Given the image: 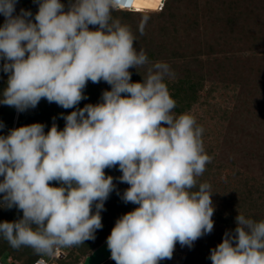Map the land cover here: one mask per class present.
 <instances>
[{
    "label": "clouds",
    "instance_id": "9594fccd",
    "mask_svg": "<svg viewBox=\"0 0 264 264\" xmlns=\"http://www.w3.org/2000/svg\"><path fill=\"white\" fill-rule=\"evenodd\" d=\"M17 2L0 0V68L8 74L0 104L24 112L46 99L76 110L61 114L62 130L53 123L46 133L44 124L32 123L0 135V207L23 212L0 222V238L47 256L94 240L115 189L105 169L117 166L119 181L129 185L121 198L137 207L107 237L115 264H160L172 259L177 243L191 248L210 234L211 186L194 190L212 159L203 127L174 113L166 85L174 73L166 62L148 67L142 82L131 81L129 69L149 64L148 56L113 12L131 9L133 0H70L67 11L61 0H34V20L30 10L14 15ZM148 19L142 16L141 35ZM89 81L111 90L77 108ZM236 225L211 250L212 264H264V220L238 214Z\"/></svg>",
    "mask_w": 264,
    "mask_h": 264
},
{
    "label": "rangeland",
    "instance_id": "374dc122",
    "mask_svg": "<svg viewBox=\"0 0 264 264\" xmlns=\"http://www.w3.org/2000/svg\"><path fill=\"white\" fill-rule=\"evenodd\" d=\"M156 2L136 0L147 12L113 17L130 27L136 49L148 52L149 64L140 67L142 80L157 61L169 64L174 73L167 85L187 72L203 78L198 100L180 112L173 110L194 116L204 129L203 145L212 159L197 183L210 184L213 205L221 194L229 197L232 186L264 188V0H168V17L154 10ZM17 11L16 6L14 15ZM144 15L149 19L141 35ZM0 19L5 21L2 14ZM245 181L250 184L241 186ZM261 208L258 218H264ZM223 238L214 222L213 231L191 248L177 243L169 264H211V250ZM59 250L63 255L70 248ZM24 258L7 257L5 264H22Z\"/></svg>",
    "mask_w": 264,
    "mask_h": 264
},
{
    "label": "trees",
    "instance_id": "16d2710c",
    "mask_svg": "<svg viewBox=\"0 0 264 264\" xmlns=\"http://www.w3.org/2000/svg\"><path fill=\"white\" fill-rule=\"evenodd\" d=\"M61 3L65 5V10L68 9L70 0H61ZM16 6L18 11L16 15L20 13L21 9L30 10L33 14L32 19L38 11V3L34 0H18ZM170 6L168 0L164 1V5L161 10L157 11L159 14L170 16ZM133 13H144L143 11H116L113 14H130ZM4 23L0 19V26ZM148 53V52H147ZM146 53V54H147ZM3 61H0V66H2ZM131 81L140 82L142 81V70L138 68H130ZM8 74L2 71L0 68V99H2V93L7 87ZM97 84V83H96ZM89 81L86 88L84 89V95L86 99L80 101L76 106L77 108H83L86 104H96L100 102L103 91L111 90V86L107 85L104 89L100 88L99 84ZM167 85V84H166ZM167 88L170 92L171 97L176 101L175 111H182L185 108L191 106L200 97V91L204 88L203 78L199 75L190 76L187 72L182 78H177L170 80ZM76 110L75 108L64 109L57 105L56 103H49L46 99H41L39 104L35 108L27 109L24 112L17 111L14 107H9L7 105L0 104V123L4 125L0 129V135H7L9 131L13 128H18L20 126L29 125L32 123H42L45 125V132L51 128L53 123H56L59 129H63L65 125V120L62 115H68L70 112ZM199 125V124H198ZM210 150V149H209ZM106 175H111L114 180L115 189L110 194L109 198L105 201L104 210L101 212L102 217V229H98L95 233L94 240L85 241L83 245L78 247H73L68 250L63 255H56L51 259L46 258L45 255L36 254L31 248L22 247L19 250L12 249L7 241L0 238V264H5L7 257H12V259H19L25 256L22 260V264H32L39 257H43L47 260V264H78L81 262V258H84L89 254L96 246H98L106 237L111 233L115 222L122 215L129 211L134 210L137 205L132 203H125L122 200V195L124 190H126L129 185L119 181L118 177L122 175L119 171L118 166L114 168L105 169ZM3 178L0 177V180ZM248 182H242L241 186L249 185ZM53 186H59L58 183L53 182ZM199 183H197L198 190ZM246 188H248L246 190ZM250 189V190H249ZM252 189L253 192L251 191ZM229 197L221 194L218 203L214 205L215 211L212 217L213 221L217 223L220 231L225 235L226 232L234 234L236 228V217L238 214H243L245 217L253 219L254 221H261L264 218H258L257 214L260 212L261 206H264V188H256L253 186H248L242 189L239 185L232 186ZM2 195V194H0ZM93 212L95 208L93 207ZM22 210H18L16 207L11 209L6 207H0V222L3 221H15L22 218ZM105 264H115V261L109 259ZM160 264H169V260H163ZM212 264V262H211Z\"/></svg>",
    "mask_w": 264,
    "mask_h": 264
},
{
    "label": "water",
    "instance_id": "95a60500",
    "mask_svg": "<svg viewBox=\"0 0 264 264\" xmlns=\"http://www.w3.org/2000/svg\"><path fill=\"white\" fill-rule=\"evenodd\" d=\"M106 241L107 237L78 264H105L107 260L111 259V253Z\"/></svg>",
    "mask_w": 264,
    "mask_h": 264
},
{
    "label": "built area",
    "instance_id": "2783aa9c",
    "mask_svg": "<svg viewBox=\"0 0 264 264\" xmlns=\"http://www.w3.org/2000/svg\"><path fill=\"white\" fill-rule=\"evenodd\" d=\"M164 1L165 0H157L156 4H155V7H154V10L155 11H159L162 9L163 5H164ZM128 11H143V10H147L146 8H143L142 6H138L136 4V0H133V5L131 7V9H127ZM60 250L57 249L55 254L58 255L60 254ZM47 264V260L43 257H39L38 259H36L32 264Z\"/></svg>",
    "mask_w": 264,
    "mask_h": 264
}]
</instances>
